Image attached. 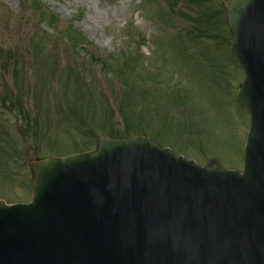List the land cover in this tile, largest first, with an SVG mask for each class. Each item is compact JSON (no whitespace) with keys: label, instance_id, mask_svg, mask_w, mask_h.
<instances>
[{"label":"rangeland","instance_id":"1","mask_svg":"<svg viewBox=\"0 0 264 264\" xmlns=\"http://www.w3.org/2000/svg\"><path fill=\"white\" fill-rule=\"evenodd\" d=\"M37 1L60 25L20 0H0V200L29 203L30 162L95 151L103 135L145 134L202 166L242 171L249 118L227 0L209 5L215 17L202 38L193 18L203 8L174 11L168 0ZM69 27L117 62L134 57L128 87L87 52L73 53Z\"/></svg>","mask_w":264,"mask_h":264},{"label":"water","instance_id":"2","mask_svg":"<svg viewBox=\"0 0 264 264\" xmlns=\"http://www.w3.org/2000/svg\"><path fill=\"white\" fill-rule=\"evenodd\" d=\"M251 120L241 175L147 138L30 163V205L0 202V264H264V0H228Z\"/></svg>","mask_w":264,"mask_h":264},{"label":"trees","instance_id":"3","mask_svg":"<svg viewBox=\"0 0 264 264\" xmlns=\"http://www.w3.org/2000/svg\"><path fill=\"white\" fill-rule=\"evenodd\" d=\"M215 1L216 0H168V4L169 8L174 11H176V9L181 4H185L189 8H203V10L201 12H197L196 17L193 18V24L195 26L193 33H196L197 38H202L209 33L208 26L214 20L215 15L211 13L209 5L211 4L212 6H214ZM20 2L22 5L29 4V6L39 15L38 17H40L42 21H47L52 26L56 27L60 25L59 18L44 9L37 0H20ZM63 34L65 36V39L69 42L73 53H78L80 51L87 52L93 60L100 64L102 69L114 74L118 79L126 80V72L131 70L130 67L133 66V63L135 62L133 56L123 59L121 62H117L119 59L118 57L104 56L99 50H96V48H94V45L89 42L83 34L76 31L74 28L69 27L65 29ZM73 73L69 76V79L79 89V85L82 83V81H79L76 78V74L74 76V79L71 78ZM125 80L124 84L127 85V82ZM110 136L114 137L112 134H110ZM132 136L133 135H129L125 138H130Z\"/></svg>","mask_w":264,"mask_h":264}]
</instances>
